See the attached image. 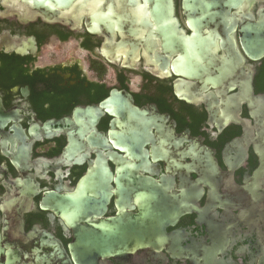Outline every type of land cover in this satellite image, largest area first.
<instances>
[{
  "label": "flooded vegetation",
  "instance_id": "obj_1",
  "mask_svg": "<svg viewBox=\"0 0 264 264\" xmlns=\"http://www.w3.org/2000/svg\"><path fill=\"white\" fill-rule=\"evenodd\" d=\"M0 103V264H264V0H0Z\"/></svg>",
  "mask_w": 264,
  "mask_h": 264
},
{
  "label": "water",
  "instance_id": "obj_2",
  "mask_svg": "<svg viewBox=\"0 0 264 264\" xmlns=\"http://www.w3.org/2000/svg\"><path fill=\"white\" fill-rule=\"evenodd\" d=\"M168 24V22H167ZM165 24L164 22V25H167ZM171 26H173V24L170 23ZM163 37L166 41H175L177 40L180 44L183 43L185 44L187 41H188V38L185 37L182 33H172V34H163ZM182 48V47H181ZM180 48V49H181ZM183 52H186L187 50L185 48H182L181 49ZM115 105V106H123V105H126L125 102L123 101H119L117 98H115V100H113V98L111 99H107L105 102H104V105ZM123 113H124V109H117L116 110V114L117 115H120V116H123ZM8 117L4 114L3 112V108H2V105L0 103V134L1 132L3 131V129L5 128L6 126V123L8 121ZM100 169L103 171L104 174H106V172L108 171V168L106 166H100ZM67 206L69 208V216L73 219L75 217V197L74 196H71L68 198L67 200ZM86 210V206L84 208Z\"/></svg>",
  "mask_w": 264,
  "mask_h": 264
}]
</instances>
